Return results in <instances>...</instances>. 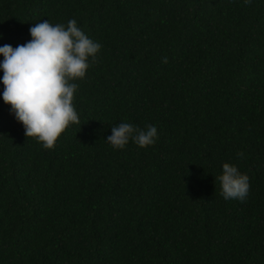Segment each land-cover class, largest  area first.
Returning <instances> with one entry per match:
<instances>
[{"label": "trees", "instance_id": "1", "mask_svg": "<svg viewBox=\"0 0 264 264\" xmlns=\"http://www.w3.org/2000/svg\"><path fill=\"white\" fill-rule=\"evenodd\" d=\"M72 18L102 44L80 122L44 148L0 97V264H264V0H0V45ZM125 121L155 143L113 148Z\"/></svg>", "mask_w": 264, "mask_h": 264}, {"label": "clouds", "instance_id": "2", "mask_svg": "<svg viewBox=\"0 0 264 264\" xmlns=\"http://www.w3.org/2000/svg\"><path fill=\"white\" fill-rule=\"evenodd\" d=\"M29 32L31 39L23 44L0 45V83L4 86L0 97L11 105L26 137H35L44 148H52L70 123L80 122L73 104L78 85L73 81L85 77L102 44L88 36L75 18L66 25L38 21ZM157 135L154 123L140 127L125 121L112 126L106 140L115 149H123L130 140L147 147L155 143ZM216 178L225 200L247 197L250 178L236 164L224 162Z\"/></svg>", "mask_w": 264, "mask_h": 264}]
</instances>
